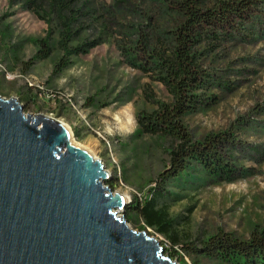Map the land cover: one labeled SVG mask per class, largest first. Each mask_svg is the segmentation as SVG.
Returning <instances> with one entry per match:
<instances>
[{
  "label": "rangeland",
  "instance_id": "1",
  "mask_svg": "<svg viewBox=\"0 0 264 264\" xmlns=\"http://www.w3.org/2000/svg\"><path fill=\"white\" fill-rule=\"evenodd\" d=\"M82 1H88L84 10L89 16L83 20L81 38L92 39L103 31L106 40L86 54L72 56L67 67L53 74L62 54L56 21L51 23L50 56L30 64L38 49L35 39L46 35L48 23L18 0H0V95L15 96L26 114L40 112L61 120L77 143L93 148L110 173L104 185L129 197L124 216L131 228L155 237L163 248H170L174 238L187 264H228L189 255L181 251L182 246L198 243L220 229L244 239L254 227L264 229V160L244 161L254 168L253 174L233 182L212 183L193 170L183 179L164 182L166 193L157 203L173 221L166 234L134 216L128 205L136 199L143 202L152 187L159 189L158 175L169 164L166 147L171 143L158 135L138 134L136 117L140 111L157 108L159 101H170L171 96L154 74L129 65L123 47L133 45L137 29L154 40L158 30L173 25L174 18L163 12L162 0ZM205 1L209 5L216 2ZM261 19L253 40L225 43L206 58L205 66L229 80L233 88L212 89L217 102L184 117L195 138L234 124L243 141L264 146V17ZM125 112L134 120L128 132L116 118L126 121ZM197 175L199 179L192 182Z\"/></svg>",
  "mask_w": 264,
  "mask_h": 264
},
{
  "label": "trees",
  "instance_id": "2",
  "mask_svg": "<svg viewBox=\"0 0 264 264\" xmlns=\"http://www.w3.org/2000/svg\"><path fill=\"white\" fill-rule=\"evenodd\" d=\"M18 1L49 26L44 37L35 39L38 49L29 60L30 64L51 54L52 20L58 26L57 43L62 51L53 74L67 67L72 56L86 54L106 40L103 31L92 39L81 38L83 20L89 16L88 10H84L88 1ZM162 6L163 12L173 16V25L167 30H158L154 40L148 33L137 29L133 45L123 48L129 65L154 74L171 96L168 102H157L154 110L137 114L138 134L158 135L171 140L166 147L169 164L158 175L159 189L152 187L148 198L143 202L136 199L127 207L134 216L143 218L147 226L166 234L173 221L157 203V198L166 193L164 182L183 179L189 170L203 173L212 183L233 182L253 174L254 168L246 166L244 161L264 160V146L243 141L234 124L195 138L184 123L185 116L217 102L212 89L233 88L229 80L222 79L214 69L211 72L204 63L212 51L225 43L253 40L254 34L258 33L256 27L262 25L264 0H216L213 5L205 0H162ZM195 178L199 179L198 175L192 182H196ZM177 243L172 238L171 247L164 248L165 253L179 259L181 264H187L176 249ZM183 250L189 255L228 264H264V229L254 227L247 239L220 229L198 243L182 246Z\"/></svg>",
  "mask_w": 264,
  "mask_h": 264
},
{
  "label": "water",
  "instance_id": "3",
  "mask_svg": "<svg viewBox=\"0 0 264 264\" xmlns=\"http://www.w3.org/2000/svg\"><path fill=\"white\" fill-rule=\"evenodd\" d=\"M109 177L61 120L0 95V264H181L128 225Z\"/></svg>",
  "mask_w": 264,
  "mask_h": 264
},
{
  "label": "bare ground",
  "instance_id": "4",
  "mask_svg": "<svg viewBox=\"0 0 264 264\" xmlns=\"http://www.w3.org/2000/svg\"><path fill=\"white\" fill-rule=\"evenodd\" d=\"M125 116H126V121H121L120 119H119V117L118 116H116V118H117V120L120 122V124H121V128H122V130H124L125 132H128V131H130V130H132L131 129V127H132V125H133V123H134V120H133V117H132V115L129 113V112H125ZM64 123V122H63ZM65 124V123H64ZM66 125V124H65ZM67 126V125H66ZM68 127V126H67ZM69 128V127H68ZM69 130H70V132H71V139H73V133H72V131H71V129L69 128ZM73 141L75 142V143H77L74 139H73ZM79 144V143H78ZM81 145V144H80ZM84 147H86L87 149H89L93 154H94V156L95 157H98L97 155H95V151L93 150V148H91L90 146H86V145H84ZM100 158V157H99ZM125 197H126V199L127 200H129V197H128V195H126L125 194ZM116 209V208H115ZM120 211L121 210H119L118 212L120 213ZM128 223V222H127ZM129 225V224H128Z\"/></svg>",
  "mask_w": 264,
  "mask_h": 264
}]
</instances>
